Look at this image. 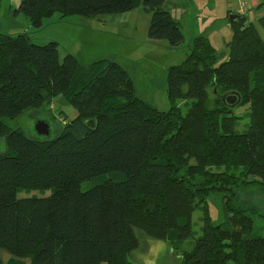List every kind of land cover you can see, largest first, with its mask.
<instances>
[{
	"label": "trees",
	"instance_id": "1",
	"mask_svg": "<svg viewBox=\"0 0 264 264\" xmlns=\"http://www.w3.org/2000/svg\"><path fill=\"white\" fill-rule=\"evenodd\" d=\"M168 1L22 0L16 13L41 28L58 13L97 17L142 8L151 15L149 39L178 47L186 37ZM231 26L225 51L197 37L185 60L169 68V99L188 102L168 111L139 98L116 62L84 66L72 54L61 59L58 42L39 45L28 33L0 31V247L30 258L27 264H129L148 240L176 234L178 242L193 241L183 264H264V235L255 234L248 210L230 208L231 217L217 224L205 208L202 234L193 231L204 190L234 183L232 168H241L243 183L264 186V39L246 16ZM259 26L264 30V17ZM234 94L241 96L235 107L228 101ZM58 96L81 114L54 138L11 126ZM246 106L250 123L239 132L235 111ZM197 170L203 186L189 180ZM21 189L52 194L19 197Z\"/></svg>",
	"mask_w": 264,
	"mask_h": 264
},
{
	"label": "rangeland",
	"instance_id": "2",
	"mask_svg": "<svg viewBox=\"0 0 264 264\" xmlns=\"http://www.w3.org/2000/svg\"><path fill=\"white\" fill-rule=\"evenodd\" d=\"M22 0H0V31L17 35L27 30L33 42L42 45L55 41L59 43L61 59L66 54L74 55L82 65L88 66L92 62L110 60L124 67L131 75L139 97L162 111H168L175 104L182 109L187 107L184 102L172 101L168 97V70L171 66L181 64L190 47V39L181 46L173 47L166 40L153 41L148 37L151 15L139 9L120 15H103L97 17L68 16L61 14L43 20L41 28L34 27L23 15L17 14L16 9ZM138 10V9H137ZM130 14V16L128 15ZM124 100V99H123ZM54 108L47 107L39 112L28 110L19 118L11 122L12 127L22 129L28 136H38L37 122L45 121L50 125L52 134L43 140L54 138L61 128L71 120L80 116L81 112L65 101V97L58 96L53 101ZM190 105V104H189ZM250 110L248 107L237 108L236 115L238 131L243 132L249 126ZM6 151L5 140H0V154ZM194 164V161H192ZM212 171H224L223 167L209 168ZM235 174L236 180L227 187L204 190L206 198L198 203L193 214V231L199 237L203 231L205 208L208 209L214 223H221L231 217V209H244L252 214L254 232L264 235V186L259 183L247 184L242 182L241 168L229 170ZM248 179V178H246ZM197 186H203L204 173L197 170L189 178ZM90 183L84 184L83 189ZM212 187V186H211ZM19 197L50 196L51 190L21 189ZM192 240L178 242L176 234L168 240H148L144 248L138 252L137 262L129 264H183V252L192 247ZM0 255L8 262L12 256L0 247ZM30 258L25 261L29 262Z\"/></svg>",
	"mask_w": 264,
	"mask_h": 264
},
{
	"label": "crops",
	"instance_id": "3",
	"mask_svg": "<svg viewBox=\"0 0 264 264\" xmlns=\"http://www.w3.org/2000/svg\"><path fill=\"white\" fill-rule=\"evenodd\" d=\"M241 1L247 3L248 22L256 25L264 39V30L259 26V19L264 17V0H170L165 6L180 23L186 37L185 43L190 39L187 46L191 47L192 41L202 36L208 39L218 52H223L226 50V43L234 35L230 17L236 14ZM138 11L139 9L134 12ZM24 33H27V30Z\"/></svg>",
	"mask_w": 264,
	"mask_h": 264
},
{
	"label": "water",
	"instance_id": "4",
	"mask_svg": "<svg viewBox=\"0 0 264 264\" xmlns=\"http://www.w3.org/2000/svg\"><path fill=\"white\" fill-rule=\"evenodd\" d=\"M236 18H237L236 15L230 17L231 20H234ZM228 101L233 107H235L237 103L241 102V96L234 94L233 96L228 98ZM36 132L38 133L39 137H49L52 134L49 123L45 121L37 122ZM6 264H27V263L25 261L12 257L8 260Z\"/></svg>",
	"mask_w": 264,
	"mask_h": 264
},
{
	"label": "built area",
	"instance_id": "5",
	"mask_svg": "<svg viewBox=\"0 0 264 264\" xmlns=\"http://www.w3.org/2000/svg\"><path fill=\"white\" fill-rule=\"evenodd\" d=\"M235 15L237 18H243L247 15V3L245 1H241ZM51 108H54V106L51 105Z\"/></svg>",
	"mask_w": 264,
	"mask_h": 264
}]
</instances>
